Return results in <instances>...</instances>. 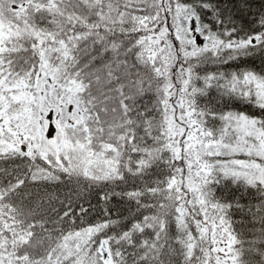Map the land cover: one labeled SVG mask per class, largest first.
<instances>
[{
  "label": "snow or ice",
  "instance_id": "6c2138e0",
  "mask_svg": "<svg viewBox=\"0 0 264 264\" xmlns=\"http://www.w3.org/2000/svg\"><path fill=\"white\" fill-rule=\"evenodd\" d=\"M0 264H264V0H0Z\"/></svg>",
  "mask_w": 264,
  "mask_h": 264
},
{
  "label": "trees",
  "instance_id": "16d2710c",
  "mask_svg": "<svg viewBox=\"0 0 264 264\" xmlns=\"http://www.w3.org/2000/svg\"><path fill=\"white\" fill-rule=\"evenodd\" d=\"M248 66L249 67H253V65L251 63H249ZM255 67H256L257 70H259L260 62L258 60L255 62ZM233 109L234 110H247V111H250V112H255L256 111V109L251 108L250 106H246L244 104H240V103L234 104L233 105Z\"/></svg>",
  "mask_w": 264,
  "mask_h": 264
}]
</instances>
